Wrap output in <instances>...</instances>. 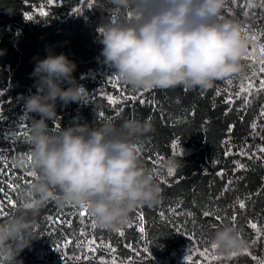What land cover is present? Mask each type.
<instances>
[{
	"label": "trees",
	"instance_id": "16d2710c",
	"mask_svg": "<svg viewBox=\"0 0 264 264\" xmlns=\"http://www.w3.org/2000/svg\"><path fill=\"white\" fill-rule=\"evenodd\" d=\"M118 15L110 0H0V200L7 204L11 198L17 205L6 206L4 212L17 210L23 189L33 179L27 159L31 145L21 133L29 135L31 118L40 116L25 112L23 97L36 91L30 74L35 58L45 57L48 50L76 63L73 75L88 92L87 103L57 101L56 120L46 121L50 130L74 123L95 127L105 118L119 122L151 117L154 131L135 142L163 189L159 205L137 208L117 230L92 227L87 208L82 217L80 206L50 202L35 217L40 237L20 258L24 264H100L113 259L116 264H189L185 258L191 254L195 264H262L264 152L259 149L264 147V90L259 89L264 74L259 68L264 0H225L221 16L239 21L250 41L247 54L254 58H243L242 74L217 80L208 90L178 86L140 91L116 80L115 70L97 59L102 48L97 31ZM249 81L254 87L241 92ZM108 96L118 103H109ZM181 155L184 166L172 176L159 168L161 161ZM10 184L18 187L13 190ZM205 211L214 215L205 217ZM140 215L144 232L139 231ZM224 223H235L248 242L236 256L211 249L210 237ZM89 241H95L90 246L95 251L89 250ZM204 250L208 258L199 255Z\"/></svg>",
	"mask_w": 264,
	"mask_h": 264
},
{
	"label": "clouds",
	"instance_id": "9594fccd",
	"mask_svg": "<svg viewBox=\"0 0 264 264\" xmlns=\"http://www.w3.org/2000/svg\"><path fill=\"white\" fill-rule=\"evenodd\" d=\"M110 3L122 15L99 26L97 59L131 88L208 90L217 80L244 72L250 41L239 21L221 16L225 0ZM76 67L64 53L51 50L35 58L30 75L36 91L23 97L25 112L40 116L31 118L28 135L35 175L17 210L0 219V264H24L20 253L40 237L35 217L50 202L83 206L98 227L117 230L137 208L162 201L158 176L135 142L154 131L151 117L105 118L95 127L74 123L50 130L46 121L56 120L57 101L87 103L88 92L73 75ZM181 157H169L159 168L179 169L184 166ZM210 242L222 253L248 246L235 223L216 227Z\"/></svg>",
	"mask_w": 264,
	"mask_h": 264
},
{
	"label": "snow or ice",
	"instance_id": "6c2138e0",
	"mask_svg": "<svg viewBox=\"0 0 264 264\" xmlns=\"http://www.w3.org/2000/svg\"><path fill=\"white\" fill-rule=\"evenodd\" d=\"M49 2H51V0H49ZM41 15H47V13H45V12L42 11V12H41ZM26 18H27V19H31L32 17L29 15V16H27ZM260 53H261V56L264 57V45H261V46H260ZM244 58H245V59H248V58H254V57H252V54L249 53V54H247ZM260 65H261V66H260V68H259V72L262 73V74H264V58H262V59L260 60ZM253 75H255V72L253 73ZM116 80H119V77H116ZM229 82H230V81H229ZM253 87H254V85L251 83V81H249V86H248V88L241 87V92H248V91H249L250 89H252ZM259 90H264V79H261V80H260V89H259ZM259 90H258V91H259ZM218 94H219V93H218ZM237 95L239 96V93H238ZM107 99H108L109 103H111V104H116V103H118V101H117L113 96H108ZM131 99L135 100L136 97L133 96V97H131ZM230 100H231V97H229V102H230ZM139 102H140V103H144L143 100H140ZM245 102L248 103L247 99L245 100ZM261 115H264V111H262ZM0 118H2V117H0ZM252 127H253V128L256 127L255 123L252 125ZM21 135L25 136L26 139L29 141V136L27 135L26 132L21 133ZM172 148H173L174 150H176V151H179V145H178L176 142H173V144H172ZM259 150H260V152H264V147H260ZM225 154L228 155V154H230V153H225ZM27 159H28L29 162H31L32 157H31L30 154L27 156ZM238 166H239V167H243V165H238ZM2 174H3V172L0 171V175H2ZM28 175H29V176H34L35 173L31 171V172H28ZM168 175H169V176H172V175H173V170H172V169H169V170H168ZM9 187H12L13 190H15V187H18V186L10 184ZM0 192H3V188H0ZM9 205H10L11 207H13V208H16V207H17L16 203H15L11 198H7V204L5 203L4 200H0V216L7 215V213L4 212V208H5L6 206H9ZM240 207H241V208L244 207L243 202L240 203ZM87 214H88V213H87L86 208L83 207V206H81V210L79 211V215L82 216V217H85V216H87ZM203 215H204L205 217H208V216H210V215H214V214L205 211V212L203 213ZM138 219H139V221L141 222V226L139 227V231H140V232H144V227H143V219H144V218H143V215H140V216L138 217ZM216 219L219 220L220 217H219V216H216ZM231 219H232V221L234 222V221L236 220V217H235V216H232ZM95 226H96V225H95V222L93 221V223H92V227H95ZM250 226H251V228H253V229H256V228H257V225L254 224V223H250ZM121 234H122V233H121ZM93 243H95V241H89V242H88L89 250H90V251H95V250H96V249H93V248L90 247L91 244H93ZM108 247L111 249V251H112L113 253L115 252V249H114V248H111L110 245H109ZM215 248H216V245H215V244H211V249H215ZM146 251H147V249H146ZM197 251H199V250H197ZM245 251H246V250H245ZM199 255H201V256H205V258H208V257H207V250L200 251V252H199ZM231 255H232V256H236L237 253H236V252H232ZM84 258L87 259V257H84ZM76 259H80V258H76ZM185 259L189 262V264H195V261H194V259H193V255L190 254V255H188ZM210 259H211V260H218L219 257H217V256H211ZM100 264H116V261H115V259H113V260L110 261V262L101 260ZM262 264H264V262H262Z\"/></svg>",
	"mask_w": 264,
	"mask_h": 264
}]
</instances>
